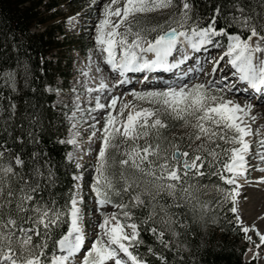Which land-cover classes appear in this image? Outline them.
Wrapping results in <instances>:
<instances>
[{
    "label": "snow or ice",
    "instance_id": "1",
    "mask_svg": "<svg viewBox=\"0 0 264 264\" xmlns=\"http://www.w3.org/2000/svg\"><path fill=\"white\" fill-rule=\"evenodd\" d=\"M174 7L179 10L163 23L147 25L137 19ZM192 8L190 0H110L102 7L103 18L95 36L104 63L121 78L128 73L172 72L189 59V49L222 48L217 38L224 37L226 49L219 59L208 61L213 64L209 76H215L227 57L226 64L235 70L232 75L239 82L256 92L264 91V0H228L215 5L204 25L192 15ZM220 18L226 25L218 28ZM175 52H180L182 59L170 62ZM149 54L153 58H148ZM5 75L14 81L11 73ZM147 80L144 76L137 83ZM227 80L228 76L205 83L164 81V88L131 91L129 95L139 103H124L118 109L120 97L107 105L95 98L89 114L108 111L102 117V129L91 134H101L88 185L94 211L101 217L92 225L95 231L91 241L82 226L85 198L79 183L62 202L58 201L51 191L58 182V169L53 170L47 153L33 151L25 160L20 155L6 159L0 152V264H148L134 251L143 243L141 229L163 248L171 251L175 246L178 250V238L186 234L189 222L198 223L226 204L231 205L228 211L245 239L251 242L247 233L255 231L264 244V234L258 229L243 227L237 208L242 187L239 180L247 183L249 168L253 167L247 159L251 144L246 138L253 135L249 118L255 117H250L251 104L242 106L225 98V91H233L224 83ZM126 83L129 80L118 81ZM9 87L15 91L14 82ZM106 87L101 82L99 89L87 91ZM80 110L77 104L73 120ZM15 113L14 103L0 105V118L5 122ZM166 120L179 121L191 130L187 135L189 148L200 143L191 152L181 150L179 143L164 134L169 127ZM78 123L74 122L72 129H77ZM76 135L78 131L61 143L76 145ZM256 155L264 161V139L259 141ZM68 159L71 161V154ZM75 167L80 169L81 165L76 163ZM256 170L264 172V168ZM204 177L210 183H203ZM72 179L80 182L83 175L75 174ZM256 183L264 184V176ZM212 191L218 198L203 199ZM106 205L118 211L106 215L101 211ZM132 209H141V214L137 216ZM64 226L66 229L60 231ZM147 251L166 264L165 257L153 248Z\"/></svg>",
    "mask_w": 264,
    "mask_h": 264
},
{
    "label": "trees",
    "instance_id": "2",
    "mask_svg": "<svg viewBox=\"0 0 264 264\" xmlns=\"http://www.w3.org/2000/svg\"><path fill=\"white\" fill-rule=\"evenodd\" d=\"M58 2L59 0H0V105H16L12 120L5 122L0 118V152L4 153L6 159L20 155L25 160L33 151L47 153L51 165L54 166L53 170L58 169V182L51 191L55 193L56 199L62 202L69 192L74 190L75 181L72 176L79 170L66 160L69 146L67 143H61L65 141L67 128L64 111L60 107L52 106L55 96L45 89L46 85L55 86L57 77L65 79L60 57L61 48L65 46V33L60 24L45 26L48 21L45 17L47 14L53 18L59 17L56 12ZM227 2L228 0H190L193 5L192 13L195 18H199L201 25L209 22L213 6ZM42 8L46 14L41 12ZM143 22L152 25L154 20ZM225 25L224 18L218 19V28ZM39 27H42V30L38 29ZM85 49L86 46L83 47L84 51ZM50 56L55 57L57 63ZM66 68H70L69 63ZM6 73H11L14 81H9ZM13 82L15 91L9 87ZM166 122L169 127L163 131L167 139L183 145L184 150L191 152V148L200 143L197 141L189 148L191 142L188 139L186 141L173 135L174 130L181 126V122ZM149 139L151 140V137ZM212 179L216 180L215 177ZM202 182L210 183L207 177H204ZM217 183L220 182L217 180ZM215 198H218L215 191L203 197L205 200ZM230 207V204H226L214 212H209L205 219L198 223L189 222L186 234L178 238V250L175 246L171 251L163 248L154 236L141 229L143 243L134 251L148 264H161L156 255L147 251L149 247L157 254L163 255L166 264H255L243 261L248 241L245 239V233L240 231L235 217L228 211ZM132 211L139 216L142 210ZM65 229L66 226L60 231Z\"/></svg>",
    "mask_w": 264,
    "mask_h": 264
},
{
    "label": "rangeland",
    "instance_id": "3",
    "mask_svg": "<svg viewBox=\"0 0 264 264\" xmlns=\"http://www.w3.org/2000/svg\"><path fill=\"white\" fill-rule=\"evenodd\" d=\"M109 2L110 0H59V5L56 11L58 12L59 17H56L54 15L55 17L53 18L52 16H50V14H47L45 16L48 19L45 26L60 24L66 36V38L64 39L65 46L61 48L62 53L60 54V57H62V73L65 75V79L62 80L63 78L61 79L57 77V87L55 89H50L51 92L55 95L54 104L59 105L67 110V112L64 113L65 124L67 126L64 140L67 141L68 139L73 138L74 133L78 131V135L75 136V138L78 140V143L76 145H71L67 143L70 147V150L67 154V159L69 157V154H71L72 159L70 162L74 164V166L76 165V163H79L81 165V168L79 170L80 173H82L83 175V180L78 183L81 185L79 191L81 195H83L85 198L83 205L85 220L82 226L87 232L86 239L88 241H91L93 239V231H95V229L92 227V225L96 224L101 219L99 212L94 211V208L96 206L93 203L92 194L90 193L88 187L89 183L93 178V165L95 164L96 153L100 146L101 134L99 131H97L95 137H91V134L97 129H102L104 124V120L102 119V117H104L106 115V112L108 111L106 109L101 111H94L89 114L88 110L90 108H94L96 97H99L100 103L105 105H107L112 98L120 97L117 102L118 109L124 103H139L137 101H134L133 97L129 95L131 91L149 90L153 88L166 87L165 85H160V83H149L147 85H141L130 89L125 88L120 91L119 89L117 91L111 89L109 90V95L103 94V90L97 91V93L94 94L89 93L87 91V89H89L90 87V84H92L93 80H96L98 84H100L99 82L103 80V73L98 74L101 72L96 71V69H98L96 63L97 59L101 58L103 60V55L95 54V49H97L98 46L95 43L96 32L94 33V31H96V26L99 20L103 18L101 15L103 5ZM176 2L179 3V0H176ZM178 10L179 9L175 7L169 8L166 10L152 13L148 16L137 17V19L141 21L148 19L154 20L153 24L163 23V21L167 20L173 12H176ZM41 12L43 14H46L45 9L43 8L41 9ZM192 15L195 17L194 13H192ZM42 27H39L38 29L42 30ZM59 39H62L60 35ZM217 39L219 40L221 45H223L221 37H218ZM85 46L87 47V50L83 52L82 49ZM223 46L224 47L222 48L212 47L213 51H209L206 60H210L213 58L218 59L217 55L226 49V45ZM213 53L214 55L212 56ZM50 57L55 63H57L55 57ZM226 60L227 57L224 61L220 62V68L217 69L215 76L207 75L211 72V69L213 67V64L210 63L211 65L207 66L206 69L200 67L197 78H194L193 80H190L187 83H205L208 79L218 80L226 76L223 74L225 73L228 74L229 77L228 80L224 83L226 85H231V81L235 78V76L232 75L233 69H229L226 72L222 71L220 73V69H224L225 65H227ZM54 62L53 64H55ZM68 63L70 65V68H66ZM90 70L96 71L94 75H90ZM206 72L208 73L206 74ZM116 74L113 76L114 78H109L107 79V81L111 84L114 83L118 78ZM217 75L219 76V78ZM238 85L239 84L237 83L236 86ZM233 92L234 91H225V93L223 94L225 95L226 99H231V97L234 96ZM237 98L239 97H236V99ZM249 103H251V101L247 102L246 104ZM77 104H79L81 110L76 112L75 119L73 120L71 117L72 113L76 111ZM241 105L243 106L245 104L241 103ZM141 106L147 107L148 105L143 104ZM254 111H256V109L255 107H252L250 117H254ZM115 114L116 113L114 112L113 115ZM93 117H95L96 119H93ZM96 120H100V123H96ZM76 121H79V123L77 124V129H72L71 126ZM249 123L252 128L253 135L246 138L251 144V156L247 159L249 165L253 167L249 168L247 183H245L244 179L239 180V183L242 185V187L240 189V196L238 199L237 208L238 215H240L243 219V227H254L255 229L259 230L260 234H264V184L256 183V181L260 177H262V175L264 176V172L256 170L258 168H264V161H261L256 155L259 149V141L264 139V133L259 132V129L263 125L264 121L259 122L258 125V123L253 122V120L249 118ZM91 125H95V128L91 127ZM190 131V129L180 126L174 130L173 135L175 138L179 137L187 141V135ZM180 148L182 150L183 145H180ZM101 211H103L104 214L109 215L111 213L117 212L118 209L112 207L111 205H106L103 209H101ZM247 235L251 237V244L247 252L243 255V261L255 262V264H264V244H260L259 238L255 231H249ZM258 244H260L259 248L256 247V245ZM85 247H87V244L85 245ZM254 254H256L255 258H253Z\"/></svg>",
    "mask_w": 264,
    "mask_h": 264
},
{
    "label": "bare ground",
    "instance_id": "4",
    "mask_svg": "<svg viewBox=\"0 0 264 264\" xmlns=\"http://www.w3.org/2000/svg\"><path fill=\"white\" fill-rule=\"evenodd\" d=\"M96 31H94V33H95ZM95 54L96 55H101V53H100V51H99V48H97V49H95ZM222 54V52H220L218 55H217V58L219 59V56ZM214 55V53L212 54V56ZM92 56V55H91ZM96 58H98V57H96ZM148 58H153L152 57V55L151 54H149V56H148ZM226 58V57H225ZM210 59V58H209ZM209 60L207 59L206 61H205V63L201 66L202 68H207V66H209V65H211L209 62H208ZM222 62V61H221ZM97 68H99V69H101V70H99L101 73H98V74H102L103 73V80H101L99 83L101 84V82H103V83H105L106 85H107V87L103 90V94H108L109 95V90H111V89H114V91H117L118 89H119V91L120 90H122V89H125L127 86L125 85V84H118V82H117V84H115L116 82H114V83H110V82H108L107 81V79H109V78H112L115 74H116V72H113L109 67H108V65L107 64H105L104 63V60H102L101 58H99V59H97ZM194 67H196L195 65H194ZM232 70V68H231V66L230 65H225V67H224V69H223V72H226V71H228V70ZM91 71V70H90ZM96 71H97V69H96ZM96 71H94V70H92L91 71V73H90V75H94V73L96 72ZM197 71V68H194V72H196ZM205 71V70H204ZM208 71V70H207ZM208 72H206V74H207ZM117 75V74H116ZM207 75H209V74H207ZM216 75V74H215ZM99 76V75H98ZM101 76V75H100ZM145 75H143V77H144ZM149 76V75H148ZM218 76V75H217ZM114 78V77H113ZM218 78H219V76H218ZM91 79V78H90ZM121 79V77H119L118 78V81ZM189 78H185L184 80H183V82H185V83H187V82H189V80H188ZM209 80V79H208ZM207 80V81H208ZM92 81V80H91ZM90 81V82H91ZM202 81V80H201ZM173 82H175V81H173ZM173 82H171V83H173ZM205 82V81H204ZM148 83V82H147ZM160 83V82H159ZM159 83H157V84H159ZM100 84H98L97 82H96V80H93L92 81V84H90V87L89 88H92V89H99V86H100ZM144 85H147V84H144ZM160 85H165V84H162V83H160ZM80 86V85H79ZM166 86V85H165ZM109 87H111V88H109ZM109 88V89H108ZM91 93H97V91H93V92H91ZM115 93V92H114ZM118 93V92H117ZM92 94V95H93ZM99 95V94H98ZM111 95V94H110ZM124 95V94H123ZM233 95L234 96H232L231 97V99L232 100H234L236 103H238V104H240L241 105V103H243V104H246L247 102H250V100L249 99H251V97H246V98H244V97H241V96H238L237 95V93L234 91L233 92ZM258 96H260V97H258L257 98V100H252L251 101V103H249V104H251L252 105V107H255V109H256V111H254V113H253V115H254V117H255V120H253V122H256V123H258V125H259V122H263L264 121V106H263V104H264V95H263V93L261 92V94H259ZM90 97V96H89ZM104 97V96H103ZM110 97V96H109ZM131 97V96H130ZM236 97H239V98H237L236 99ZM91 98H92V96H91ZM103 99V98H102ZM239 101V102H238ZM262 101H263V104H262ZM252 109V108H251ZM252 115V114H251ZM259 132L260 133H264V123H263V125L260 127V129H259ZM259 173V172H258ZM263 176V175H262ZM257 178V177H256ZM259 178V177H258Z\"/></svg>",
    "mask_w": 264,
    "mask_h": 264
}]
</instances>
